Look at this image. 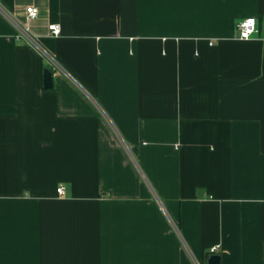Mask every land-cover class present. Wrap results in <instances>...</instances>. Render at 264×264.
<instances>
[{
    "label": "crops",
    "instance_id": "obj_1",
    "mask_svg": "<svg viewBox=\"0 0 264 264\" xmlns=\"http://www.w3.org/2000/svg\"><path fill=\"white\" fill-rule=\"evenodd\" d=\"M214 246L264 264V0H0V264Z\"/></svg>",
    "mask_w": 264,
    "mask_h": 264
},
{
    "label": "built area",
    "instance_id": "obj_2",
    "mask_svg": "<svg viewBox=\"0 0 264 264\" xmlns=\"http://www.w3.org/2000/svg\"><path fill=\"white\" fill-rule=\"evenodd\" d=\"M26 12H27V16L29 19H35L39 14L38 8L34 5L27 6ZM238 29H239V38L243 40H249V39L257 37L258 35L257 18L252 16V17H248L246 19L241 20L238 23ZM23 30H24L23 35L25 34V36L30 38V36H28V33H27L28 27H25ZM49 30L52 35L59 36L62 31L61 24L58 22L51 23L49 25ZM30 40L34 43L33 38H30ZM39 49H41V51L46 55V57L50 59V61L55 65V67L61 68L57 60H55L49 53L45 52V50H43L40 46H39ZM57 191L59 194H65L66 190L64 186H60L58 187ZM216 251H217V246H214L211 248L212 253H215Z\"/></svg>",
    "mask_w": 264,
    "mask_h": 264
},
{
    "label": "water",
    "instance_id": "obj_3",
    "mask_svg": "<svg viewBox=\"0 0 264 264\" xmlns=\"http://www.w3.org/2000/svg\"><path fill=\"white\" fill-rule=\"evenodd\" d=\"M44 88L51 89L53 87V71L49 67L44 68ZM208 264H221V255L219 253H211L208 257Z\"/></svg>",
    "mask_w": 264,
    "mask_h": 264
}]
</instances>
